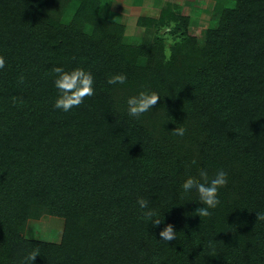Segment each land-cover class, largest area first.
<instances>
[{
  "label": "trees",
  "instance_id": "1",
  "mask_svg": "<svg viewBox=\"0 0 264 264\" xmlns=\"http://www.w3.org/2000/svg\"><path fill=\"white\" fill-rule=\"evenodd\" d=\"M233 1L202 37L188 32L198 18L166 2L146 43L115 21L97 24L104 0H0V264L34 250L32 264H264V0ZM114 46L128 48L125 62ZM56 66L91 71L94 95L56 108ZM114 73L126 83L109 85ZM145 88L162 99L129 117L127 96ZM200 169L229 174L203 218L182 192ZM139 196L161 228L147 224ZM45 217L64 219L61 241L26 235ZM167 227L173 245L160 241Z\"/></svg>",
  "mask_w": 264,
  "mask_h": 264
},
{
  "label": "clouds",
  "instance_id": "2",
  "mask_svg": "<svg viewBox=\"0 0 264 264\" xmlns=\"http://www.w3.org/2000/svg\"><path fill=\"white\" fill-rule=\"evenodd\" d=\"M5 60L0 56V69H3ZM55 73L54 86L57 89V95L54 100V106L67 112L74 107H78L86 96H92L95 93L94 76L91 71L82 67H76L72 70H66L62 66H56L53 69ZM127 81L125 73H114L107 78L109 85H124ZM163 96L152 89H143L135 94L127 96L125 100V108L127 115L131 118H138L145 113L155 109L158 100ZM174 135L180 141L186 139L188 130L184 127L176 126L173 128ZM198 165L193 163L191 168H197ZM191 169H189V174ZM199 180L190 179L182 188L184 198L188 201L198 202L201 206L197 207L195 213L200 218L209 217L212 215V210H215L220 204V190L226 187L229 183V174L224 169H218L214 174L210 175L208 170L200 169L198 171ZM193 194L196 200L193 201ZM141 215L146 218L147 224L149 221L156 228L163 226L164 217L151 205L150 199L144 196H139L136 201ZM257 219L264 221V212H257ZM160 241L163 244L173 245L177 242L176 230L172 227H167L160 236ZM39 254L38 250H34L27 254L24 258V264H32L34 258Z\"/></svg>",
  "mask_w": 264,
  "mask_h": 264
},
{
  "label": "rangeland",
  "instance_id": "3",
  "mask_svg": "<svg viewBox=\"0 0 264 264\" xmlns=\"http://www.w3.org/2000/svg\"><path fill=\"white\" fill-rule=\"evenodd\" d=\"M173 1L182 5L183 14L196 17L199 20L198 27L191 26L188 29L190 34L202 37L208 27H218L219 20L212 18L213 12H222L226 7L234 6L233 0H104L97 24L104 26L108 20L119 23L124 29L128 40H139L140 42L151 43L147 34V22L150 17H158L166 2ZM203 3V4H202ZM69 14L75 13V8L68 9ZM176 35H167V44L172 43ZM137 38V39H136ZM128 48L114 46L110 50L113 58L123 59L128 57ZM146 75L151 76L155 69L156 62L148 60ZM64 219L61 217H45L41 220H31L28 223L26 235L33 239L59 242L62 238Z\"/></svg>",
  "mask_w": 264,
  "mask_h": 264
},
{
  "label": "crops",
  "instance_id": "4",
  "mask_svg": "<svg viewBox=\"0 0 264 264\" xmlns=\"http://www.w3.org/2000/svg\"><path fill=\"white\" fill-rule=\"evenodd\" d=\"M202 2L204 3L205 1L203 0ZM203 3H202V4H203ZM196 17H197V16H196ZM196 27H198V26H196Z\"/></svg>",
  "mask_w": 264,
  "mask_h": 264
}]
</instances>
